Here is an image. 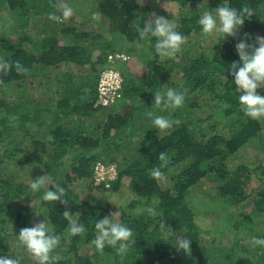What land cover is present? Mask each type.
<instances>
[{
	"label": "trees",
	"instance_id": "trees-1",
	"mask_svg": "<svg viewBox=\"0 0 264 264\" xmlns=\"http://www.w3.org/2000/svg\"><path fill=\"white\" fill-rule=\"evenodd\" d=\"M162 1L178 4L172 21L187 37L202 29L198 20L205 11L223 3L212 0L195 9L200 0H144L143 6L136 0H93L94 12L85 16L98 22L104 15L102 31L76 18L81 9L62 23L49 19L50 13L61 15L57 0H0V57L13 64L7 75L0 73V256L37 264L16 242L19 230L32 227L40 211L60 236L53 253L60 257L57 264H264V246L252 244L253 237L264 238V160L257 155L233 162L252 139L264 150V131L260 119L245 115L229 69L239 61L235 45L244 33L251 37L248 43L264 36V0H228L231 7L254 11L238 37L220 33L206 50L182 47L174 58L161 59L157 38L142 39L133 22L142 27L156 8L152 4ZM140 42L152 48L146 75L108 60L111 53L127 51L130 57L123 63L137 62ZM16 61L29 73H17ZM112 63L124 75L123 97L113 105H95L99 73ZM34 84L39 97L30 92ZM169 87L186 90L184 105L175 110L154 106V93ZM258 92L264 95V89ZM157 115L182 123L161 131L153 125ZM161 152L170 162L161 169L162 178H154ZM97 161L118 164L117 177L101 182L103 190L121 188L127 176L136 197L156 204L152 212H121L135 241L123 256L111 246L101 253L92 243L95 222L113 208L80 200L84 188L97 187ZM46 173L65 189L63 199L85 233L70 234L66 206L44 201L46 187L31 190L32 180ZM252 176L258 183L248 191ZM203 178L215 182L203 190L207 197L243 210L225 214L235 224L224 232L218 228L209 235L210 228L198 218L194 192ZM178 237L191 240V253L177 250Z\"/></svg>",
	"mask_w": 264,
	"mask_h": 264
},
{
	"label": "clouds",
	"instance_id": "clouds-1",
	"mask_svg": "<svg viewBox=\"0 0 264 264\" xmlns=\"http://www.w3.org/2000/svg\"><path fill=\"white\" fill-rule=\"evenodd\" d=\"M137 4L143 6L144 0H136ZM56 7L61 15L55 13L49 14V19L62 23L70 19L75 12V8L68 0H57ZM254 15L253 9L243 6L240 9L231 7L228 0H223L217 8L212 11H205L198 20L202 26L203 33L213 34L220 32L227 37H238L245 23V20L251 19ZM140 24L133 22V27L143 39L149 35L156 37L155 51L162 58H174L182 49V45L187 43L188 37L176 30L177 25L166 19L164 16L151 13L149 17ZM251 39L248 33H244V38L240 39L235 45V50L239 56V61H233L229 66L230 74L234 77L236 92L240 93L239 102L243 106L245 115L252 119L264 117V95L259 94L258 89H264V36L256 35L254 42L248 43ZM13 64L0 57V73L7 75ZM15 70L19 74H28L29 69L24 67L19 61L14 64ZM186 90H177L175 88H166L157 90L154 93V106L161 105L173 110L180 108L185 102ZM150 117L153 113L149 112ZM182 123L179 119H173L166 116L157 115L153 118V125L161 131H166ZM159 167L153 170L151 175L159 178L163 174L161 169L167 167L170 160L165 152L158 156ZM51 188L55 191L50 190ZM46 187L42 199L44 201H60L66 206L63 216L69 221V231L73 236L86 232V227L79 222V216L73 218L72 213L67 207V201L63 199L65 189L57 185L53 178L48 175L38 176L33 179L30 188L32 191H38ZM143 211V210H138ZM152 212V209H148ZM97 235L92 241L99 252H103L106 246L116 248L118 255H125L130 250L131 245L135 243L132 229L123 224L119 219V211L112 212L104 218L95 222ZM17 247H23L37 262V264H57L60 257L54 255L55 249L60 244V236L55 234L53 226L46 219L34 223L32 227H24L19 230L17 237ZM253 246H264V238L253 237ZM191 240L178 237L175 247L178 251L191 253ZM0 264H21L18 257L0 256Z\"/></svg>",
	"mask_w": 264,
	"mask_h": 264
},
{
	"label": "rangeland",
	"instance_id": "rangeland-1",
	"mask_svg": "<svg viewBox=\"0 0 264 264\" xmlns=\"http://www.w3.org/2000/svg\"><path fill=\"white\" fill-rule=\"evenodd\" d=\"M149 1V0H148ZM210 1L212 0H200L197 1L194 4L195 9H197L200 6L204 5H210ZM70 4H72L75 8V11H78V9H81V13H76L75 16L78 20L85 19L86 22L84 23L87 27L90 29L98 28L102 31L105 30V26H107L106 21L107 18L104 15H97L100 16L98 19V22H94L87 18L85 15L86 13L94 12V2L93 0H68ZM153 2V1H152ZM155 5L156 8L153 10L154 13L160 16H164L166 19H169L171 22L172 19L175 16V10L178 8V4L174 1H162V3L158 4H152ZM174 11V13H173ZM85 13V14H82ZM105 25V26H104ZM104 29V30H103ZM220 32H215L213 34H205L203 33V30H198L197 32L191 34L188 39L187 43L182 45L183 51H186V49H191V51H201L206 50L210 47L212 42L219 38ZM139 51L141 53L140 56L137 59V62L135 60L127 61L125 63H121L122 68L127 67L129 71L135 72L139 75H146V71L144 69L147 54L151 53V49L147 44L144 42L139 43ZM127 52V51H126ZM161 58V57H160ZM162 59V58H161ZM167 68L171 67V63L165 62ZM131 67V68H130ZM131 69V70H130ZM177 69L176 66H174V70ZM34 89H31L30 92H33V95L35 97H39L42 93H40V90L38 89V84H34ZM262 130L264 131V117L260 118ZM259 156L261 160H264V150L259 147V145L256 144V142L252 139L248 143L245 144V146L241 149V152L236 155V159H233V162H239L241 159L252 161L256 158V156ZM117 167L118 164L115 162ZM34 175V171L31 172ZM162 178V177H161ZM164 181V178L163 180ZM161 181V182H162ZM94 185H97V187H86L83 189V192H81L80 200L83 199H89L91 203H98L99 205L108 206L113 208V212L119 211V219L121 221V212L125 210L129 214L136 215L137 213H140L143 210L146 211L148 209L155 210V205L151 201L145 200L140 197H136L133 191L131 190L130 186L128 185V177H125V181L123 182V185L121 188L117 190H103L102 186L100 184H96L93 182ZM256 183H258V180L255 179L254 176H252L251 180L249 181L248 191H251L250 189L252 186H254ZM215 182L211 181L208 178H203V182L200 184L198 183L197 189L194 192L196 201L198 202L195 206V208L198 211V215L200 217L199 220L201 221L202 225L205 227L210 228L209 235L216 231L218 228L221 230V232H224V227H229L230 223L235 224L234 221L228 222V217L225 215L226 213H229L231 210L238 213H242L243 210L241 208H238L234 205L224 204L220 201H217L216 199L212 197H207V194L203 193L204 189H211V186L214 185ZM100 185V186H99ZM79 187V186H77ZM93 196V197H92ZM137 199V204L132 206L131 201L132 199ZM34 202V200H33ZM247 208V207H246ZM246 211H248L246 209ZM45 219V215L41 214L40 211L36 213V215L32 218V223H38L41 220ZM47 219V218H46ZM48 220V219H47ZM51 224V223H50ZM218 229V230H219ZM0 232V236H1Z\"/></svg>",
	"mask_w": 264,
	"mask_h": 264
},
{
	"label": "built area",
	"instance_id": "built-area-1",
	"mask_svg": "<svg viewBox=\"0 0 264 264\" xmlns=\"http://www.w3.org/2000/svg\"><path fill=\"white\" fill-rule=\"evenodd\" d=\"M127 52L119 51L111 53L110 62H123L129 59ZM124 75L122 70L114 63L105 66L99 73L97 81V96L95 105H113L123 97ZM118 175V167L115 162L97 161L94 165V182L101 184L106 179H114Z\"/></svg>",
	"mask_w": 264,
	"mask_h": 264
}]
</instances>
